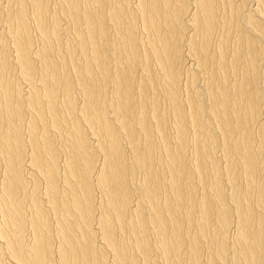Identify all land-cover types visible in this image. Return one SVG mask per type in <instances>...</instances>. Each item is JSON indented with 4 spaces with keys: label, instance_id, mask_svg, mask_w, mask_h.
<instances>
[{
    "label": "bare ground",
    "instance_id": "bare-ground-1",
    "mask_svg": "<svg viewBox=\"0 0 264 264\" xmlns=\"http://www.w3.org/2000/svg\"><path fill=\"white\" fill-rule=\"evenodd\" d=\"M0 264H264V0H0Z\"/></svg>",
    "mask_w": 264,
    "mask_h": 264
},
{
    "label": "rangeland",
    "instance_id": "rangeland-1",
    "mask_svg": "<svg viewBox=\"0 0 264 264\" xmlns=\"http://www.w3.org/2000/svg\"><path fill=\"white\" fill-rule=\"evenodd\" d=\"M249 2H250V0H249Z\"/></svg>",
    "mask_w": 264,
    "mask_h": 264
}]
</instances>
